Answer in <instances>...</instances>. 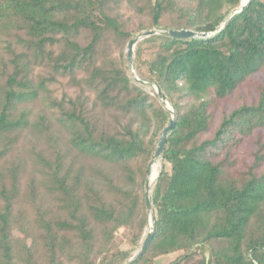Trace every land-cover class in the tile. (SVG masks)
I'll use <instances>...</instances> for the list:
<instances>
[{
	"label": "trees",
	"instance_id": "trees-1",
	"mask_svg": "<svg viewBox=\"0 0 264 264\" xmlns=\"http://www.w3.org/2000/svg\"><path fill=\"white\" fill-rule=\"evenodd\" d=\"M241 3L0 0V264L135 256L149 224L150 164L171 115L129 72L124 48L154 28L214 32ZM36 66L47 69L40 78ZM134 66L176 117L151 192L155 231L133 264H264V84L256 100L219 112L264 74V0L207 37L138 41ZM58 77L73 96L50 98ZM39 101L46 107L33 117Z\"/></svg>",
	"mask_w": 264,
	"mask_h": 264
},
{
	"label": "water",
	"instance_id": "water-1",
	"mask_svg": "<svg viewBox=\"0 0 264 264\" xmlns=\"http://www.w3.org/2000/svg\"><path fill=\"white\" fill-rule=\"evenodd\" d=\"M249 0H242L241 5L235 9L234 11H232L229 16L227 17V19L225 20V22L221 25V27L214 31V32H197L191 29H168V30H163V29H151V30H146L144 32L139 33L135 38L131 39L128 45V61L129 64L131 66V68L133 69V72H135V66H134V60H133V50H134V45L149 36H152L154 34H159V33H166L167 35L173 37V38H190V37H207L210 35L215 34L217 31L221 30L225 24L228 22V20L236 13L241 12L244 7L248 4ZM134 78L139 81L142 82L143 84H150L154 87L156 93L158 94L160 100L162 101V103L164 104L165 108L170 112V121L169 124L166 126V128L162 131L161 137L159 139V144H158V148L156 150L154 159L152 160V162L161 159V156L163 154V151L165 149V145H166V141H167V134L168 132L172 129L174 123H175V117H176V113H175V109L174 107L171 105V103L167 100V98L165 97V95L163 94V92L161 91L160 87L154 83V82H149L146 80H142L141 78L137 77L134 73ZM149 175L150 172L147 176V184H146V189H145V196H146V206H147V211H148V216H149V224H148V232L146 234V237L140 247V249L137 251V253L135 254L134 257H132L129 262L127 264H133L138 258H140L144 252L146 251L149 242L154 234L155 231V226H156V220H155V216L153 214V207H152V201H151V190L148 184V180H149ZM159 176V174H158ZM157 176V177H158Z\"/></svg>",
	"mask_w": 264,
	"mask_h": 264
},
{
	"label": "rangeland",
	"instance_id": "rangeland-1",
	"mask_svg": "<svg viewBox=\"0 0 264 264\" xmlns=\"http://www.w3.org/2000/svg\"><path fill=\"white\" fill-rule=\"evenodd\" d=\"M123 13H124V15H125L126 18H128V16L132 15L131 22L137 24L138 18L135 17V15H133L130 10H128L127 8H123ZM154 29H156V28H154ZM142 32H144V31H142ZM139 33H141V32H139ZM139 33H137L135 35V37ZM5 39L6 38L4 37V35L3 34H0V51H2V52L4 51V49H3V47L1 48V46H4ZM137 43L134 45L133 60H134V57H135V48L137 46ZM128 45H129V43L124 48V54H125V57L127 59L125 61L126 62V65L129 68V72L132 75H134V73H135V75L137 77H139L136 69L134 70L135 72H133V69L131 68V66L129 64V61H128ZM57 52L58 51L56 49V53ZM111 53H112V55H113L114 58H118L119 59L120 53H119L118 50H111ZM8 57H9V55H7V58ZM46 70L47 69L44 68V67H38V66H36L35 69H34V76H35V78H37V77L40 78V75L39 74H45L44 72H46ZM58 78H60V77H58ZM259 84H264V74L256 75V76H254V79L252 81H250L249 83H246L245 85H242V88H240L239 92L234 97H232L229 101H226V102H223V103L220 104L219 112H223L224 110L225 111H229L231 108H233V107H235V106H237L239 104H242L244 102L251 103L253 100H256V97H257V94H258V91L256 89H257V86ZM146 85L148 86V89H150V88H153L154 89V87L152 85H150V84H146ZM48 86H49L48 88L50 90V94L49 95H50V98L51 99H54V98H56V99H67L68 96H73L75 94L74 89L67 84V79L60 78L59 81H57V80H53V81L50 80L49 83H48ZM90 96L92 98H94V94L91 93L89 95V97ZM42 100L44 101L45 99L43 98ZM40 107H46V104L43 103V102H41V101H39L37 103V105L35 104L33 106V114H32L33 117L38 113ZM159 160L160 159H158V161ZM151 164H153V162H151ZM158 164H159V167H161V161H159ZM159 173H160V168H159ZM156 180H155V183H156ZM155 183L150 186L151 192H152V190L154 188ZM147 232H148V230H147ZM147 232H146V234H147ZM165 260H168V259L164 258L163 261H165Z\"/></svg>",
	"mask_w": 264,
	"mask_h": 264
},
{
	"label": "bare ground",
	"instance_id": "bare-ground-1",
	"mask_svg": "<svg viewBox=\"0 0 264 264\" xmlns=\"http://www.w3.org/2000/svg\"><path fill=\"white\" fill-rule=\"evenodd\" d=\"M159 161L156 160L153 162V164L150 165V175L148 180L149 187L155 183V180L157 179V176L159 174Z\"/></svg>",
	"mask_w": 264,
	"mask_h": 264
}]
</instances>
